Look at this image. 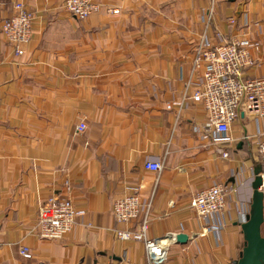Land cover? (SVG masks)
<instances>
[{
  "label": "crops",
  "instance_id": "crops-1",
  "mask_svg": "<svg viewBox=\"0 0 264 264\" xmlns=\"http://www.w3.org/2000/svg\"><path fill=\"white\" fill-rule=\"evenodd\" d=\"M65 1L0 0V264H151L143 243L117 235L139 227L113 213L134 193L152 201L151 238L189 237L171 243L163 264H236L260 167L257 125L241 115L230 143L204 138L195 127L207 113L187 83L202 74L193 71L201 37L216 44L217 33L258 43L243 74L264 78V0H93L100 8L85 20ZM17 3L34 17L22 56L2 34ZM172 102L185 107L167 110ZM82 121L88 129L78 135ZM151 159L161 172L145 168ZM214 183L229 189L219 234L191 208ZM54 196L71 199L81 216L62 239H40L37 211Z\"/></svg>",
  "mask_w": 264,
  "mask_h": 264
},
{
  "label": "built area",
  "instance_id": "built-area-1",
  "mask_svg": "<svg viewBox=\"0 0 264 264\" xmlns=\"http://www.w3.org/2000/svg\"><path fill=\"white\" fill-rule=\"evenodd\" d=\"M64 8L74 18L85 20L100 7L93 0H66ZM15 10L13 17L3 23L2 34L14 55L22 56L24 46L32 37L34 17L21 3L15 4ZM108 13L118 15L120 10L112 8ZM213 14L211 6L207 12L208 23ZM231 22L235 23L234 20ZM215 38L216 44H213L206 34L201 37L193 60V71H201L202 74L187 83V89H193L192 100L202 104L207 113L204 127H195V131L204 132V138L209 137L213 143L227 144L232 141L231 128L241 115L253 118L257 125L254 138L262 180L259 190L264 195V130L259 127L264 119V78L245 79L243 74L244 69L252 64V52H258L260 45L252 42L245 34L227 39L217 33ZM175 105H179V112L185 107V103L172 102L167 104V110H173ZM87 129L88 125L82 121L76 126L75 133L84 134ZM223 157L227 158L228 153L223 154ZM145 168L159 173L163 165L159 160L151 159L145 163ZM254 178L255 175L252 182ZM66 185L67 190H71L70 183ZM228 192L225 184L214 183L200 191L191 201V208L206 224L209 232L219 234L223 229L220 217L227 205ZM151 210L152 201H143L137 193L118 199L113 207L116 221L128 225L138 220L139 227L136 230L117 231V235L122 241L143 243L149 263L163 264L168 260L169 247L177 235L171 233L162 238H151ZM80 216L81 213L75 210L71 199L54 196L39 206L32 230L40 239L59 240L72 231ZM19 254L25 259L31 258L27 247H21ZM119 264H129V261L123 259Z\"/></svg>",
  "mask_w": 264,
  "mask_h": 264
},
{
  "label": "water",
  "instance_id": "water-1",
  "mask_svg": "<svg viewBox=\"0 0 264 264\" xmlns=\"http://www.w3.org/2000/svg\"><path fill=\"white\" fill-rule=\"evenodd\" d=\"M260 172V169L255 171V178L251 184L253 196L250 212L246 217V221L241 225L245 245L236 264H264V236L262 235L264 195L259 190L262 184L259 176ZM188 240L189 237L185 234H178L176 236L178 243L186 244Z\"/></svg>",
  "mask_w": 264,
  "mask_h": 264
},
{
  "label": "rangeland",
  "instance_id": "rangeland-1",
  "mask_svg": "<svg viewBox=\"0 0 264 264\" xmlns=\"http://www.w3.org/2000/svg\"><path fill=\"white\" fill-rule=\"evenodd\" d=\"M259 169H260V167H259ZM261 170V169H260ZM254 175H255V173H254ZM254 181V180H253Z\"/></svg>",
  "mask_w": 264,
  "mask_h": 264
},
{
  "label": "trees",
  "instance_id": "trees-1",
  "mask_svg": "<svg viewBox=\"0 0 264 264\" xmlns=\"http://www.w3.org/2000/svg\"><path fill=\"white\" fill-rule=\"evenodd\" d=\"M263 235V234H262Z\"/></svg>",
  "mask_w": 264,
  "mask_h": 264
}]
</instances>
